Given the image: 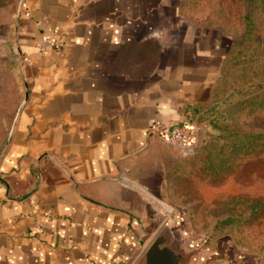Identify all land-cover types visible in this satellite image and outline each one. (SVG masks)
Wrapping results in <instances>:
<instances>
[{"label": "crops", "instance_id": "0c3cea01", "mask_svg": "<svg viewBox=\"0 0 264 264\" xmlns=\"http://www.w3.org/2000/svg\"><path fill=\"white\" fill-rule=\"evenodd\" d=\"M14 6L24 92L0 157V264H135L211 137L225 45L171 0ZM44 34L58 43L41 52ZM152 118L190 120L196 143L164 142Z\"/></svg>", "mask_w": 264, "mask_h": 264}, {"label": "rangeland", "instance_id": "374dc122", "mask_svg": "<svg viewBox=\"0 0 264 264\" xmlns=\"http://www.w3.org/2000/svg\"><path fill=\"white\" fill-rule=\"evenodd\" d=\"M171 2L196 24L209 27L226 49L217 83L221 103L200 151L246 130L260 133L261 145L237 155L234 170L223 179L206 181L204 172L194 168L177 180L168 191L165 214L175 216L174 228L185 232L186 241L178 246L191 245L199 263L264 264V0ZM14 3L0 0V157L24 92L23 62L13 38Z\"/></svg>", "mask_w": 264, "mask_h": 264}, {"label": "trees", "instance_id": "16d2710c", "mask_svg": "<svg viewBox=\"0 0 264 264\" xmlns=\"http://www.w3.org/2000/svg\"><path fill=\"white\" fill-rule=\"evenodd\" d=\"M233 132L226 141L219 147L213 149L206 148L204 153L194 157L191 161L194 168L204 172L206 181H216L223 179V177L234 170L236 166V156L239 154H246L255 152L261 145L258 140L260 133L246 130L239 133ZM219 138H225L221 136ZM212 152V153H211Z\"/></svg>", "mask_w": 264, "mask_h": 264}, {"label": "water", "instance_id": "95a60500", "mask_svg": "<svg viewBox=\"0 0 264 264\" xmlns=\"http://www.w3.org/2000/svg\"><path fill=\"white\" fill-rule=\"evenodd\" d=\"M177 224L176 217L162 223L135 264H201L190 250L191 245L188 244L185 249L178 246L185 240V232L181 227L174 228Z\"/></svg>", "mask_w": 264, "mask_h": 264}, {"label": "built area", "instance_id": "2783aa9c", "mask_svg": "<svg viewBox=\"0 0 264 264\" xmlns=\"http://www.w3.org/2000/svg\"><path fill=\"white\" fill-rule=\"evenodd\" d=\"M58 41L53 35H41L38 39L37 48L44 52ZM148 130L156 134L166 143L173 144L182 149H190L196 143V127L190 120H184L178 125L166 124L152 118Z\"/></svg>", "mask_w": 264, "mask_h": 264}]
</instances>
